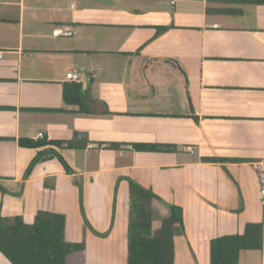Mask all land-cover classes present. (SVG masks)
<instances>
[{"label":"crops","instance_id":"0c3cea01","mask_svg":"<svg viewBox=\"0 0 264 264\" xmlns=\"http://www.w3.org/2000/svg\"><path fill=\"white\" fill-rule=\"evenodd\" d=\"M0 49L3 216L63 214L86 264H127L130 180L161 198L154 216L183 209L176 264L180 248L210 264L212 239L264 222V0H0ZM69 71L89 114L64 102ZM21 138L87 146H52L71 173L56 157L27 173L49 146ZM239 263L264 264V248Z\"/></svg>","mask_w":264,"mask_h":264},{"label":"trees","instance_id":"16d2710c","mask_svg":"<svg viewBox=\"0 0 264 264\" xmlns=\"http://www.w3.org/2000/svg\"><path fill=\"white\" fill-rule=\"evenodd\" d=\"M156 60L146 66V74ZM177 69L182 81L188 85L187 75L177 61L169 60ZM63 98L66 105L79 107L80 114L91 113L82 97V86L75 83L64 85ZM197 120L198 118L194 116ZM19 144L26 148H41L31 162L27 173L44 160L56 157L67 173L73 170L65 158L52 148L63 146L85 148L87 142L78 144L72 141H38L21 138ZM115 148L117 146L111 145ZM162 145L136 144L137 150L156 151ZM212 162H224L221 158H208ZM131 206L129 209L130 234L128 239L127 264H176L177 250L175 229L183 225V209L168 205L170 216L163 223L161 230L152 236L154 225L153 202L161 198L151 189L145 188L134 180L129 181ZM0 190L4 191L0 185ZM0 205V252L12 264H86V246L84 243H71L65 239L66 217L49 209H39L32 223H27L21 216L5 217ZM264 248V222H246L242 233L216 237L210 242V264H240L243 251H262Z\"/></svg>","mask_w":264,"mask_h":264},{"label":"built area","instance_id":"2783aa9c","mask_svg":"<svg viewBox=\"0 0 264 264\" xmlns=\"http://www.w3.org/2000/svg\"><path fill=\"white\" fill-rule=\"evenodd\" d=\"M72 32L67 31L64 35H71ZM4 57V50L0 49V60ZM66 80L69 82H75L77 84H82L84 81L83 75L80 72L69 71L66 74ZM40 136L43 137V134L40 133ZM256 169L260 172L261 182H262V190L264 192V163L256 164Z\"/></svg>","mask_w":264,"mask_h":264},{"label":"rangeland","instance_id":"374dc122","mask_svg":"<svg viewBox=\"0 0 264 264\" xmlns=\"http://www.w3.org/2000/svg\"><path fill=\"white\" fill-rule=\"evenodd\" d=\"M163 208H165L163 210H165L167 212V208L165 206ZM165 211H161L160 213H156V216H154V225H153V229L151 231L152 236L159 233V231L161 230L163 221L168 217V216H164ZM187 254L188 253H186V255H185V253L182 251V248L179 249L180 264H189L190 260H191V264L194 263L192 258L189 259L190 256L188 257ZM247 254H249V253H247Z\"/></svg>","mask_w":264,"mask_h":264}]
</instances>
